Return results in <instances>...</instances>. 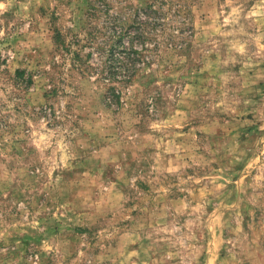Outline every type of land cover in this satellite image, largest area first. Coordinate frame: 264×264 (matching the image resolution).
I'll return each instance as SVG.
<instances>
[{
	"label": "rangeland",
	"instance_id": "rangeland-1",
	"mask_svg": "<svg viewBox=\"0 0 264 264\" xmlns=\"http://www.w3.org/2000/svg\"><path fill=\"white\" fill-rule=\"evenodd\" d=\"M0 264H264V0H0Z\"/></svg>",
	"mask_w": 264,
	"mask_h": 264
},
{
	"label": "trees",
	"instance_id": "trees-1",
	"mask_svg": "<svg viewBox=\"0 0 264 264\" xmlns=\"http://www.w3.org/2000/svg\"><path fill=\"white\" fill-rule=\"evenodd\" d=\"M129 55V54H128ZM130 71V68H126V69H124L123 70V74H122V77H123V79L124 78H126V80L127 79H129V78H131V76H132V73H133V71L131 72H129ZM111 90H112V94H111V96H106L105 97V99L106 100H108V101H115V103H118V99H119V94H120V92L119 91H114V88H111Z\"/></svg>",
	"mask_w": 264,
	"mask_h": 264
}]
</instances>
